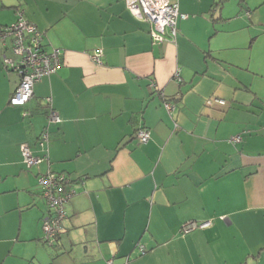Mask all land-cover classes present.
Wrapping results in <instances>:
<instances>
[{"label":"crops","instance_id":"obj_1","mask_svg":"<svg viewBox=\"0 0 264 264\" xmlns=\"http://www.w3.org/2000/svg\"><path fill=\"white\" fill-rule=\"evenodd\" d=\"M177 2L176 38L154 42L126 0H0V25L22 11L61 49L19 105L0 44V264H264V0ZM22 143L47 156L28 167ZM49 169L76 190L53 244Z\"/></svg>","mask_w":264,"mask_h":264},{"label":"built area","instance_id":"obj_2","mask_svg":"<svg viewBox=\"0 0 264 264\" xmlns=\"http://www.w3.org/2000/svg\"><path fill=\"white\" fill-rule=\"evenodd\" d=\"M128 9L138 18L144 19L150 24V34L154 42H162L169 35L175 39L177 35V22L179 18H186L187 13L182 12L177 0H126ZM11 41L12 54H4L3 61L7 68L17 70L20 74L19 84L11 97V103L24 105L34 94V84L44 75L55 72L61 65V49L45 48L42 41V32L35 23L23 16L19 12L16 21L0 25V44L6 45L7 40ZM103 54L101 48L92 53L95 61L100 62ZM177 79H181L180 70L175 73ZM51 101L50 97H46ZM215 101L224 103L225 100L219 97ZM213 99H208L211 103ZM168 108L172 107L170 102H166ZM24 114H27L25 111ZM48 121H60L57 111L50 106ZM47 129L42 133L39 143L43 146L48 138ZM137 137L141 142H147L150 138V130L142 127L137 131ZM240 135L231 138L232 141H239ZM23 160L28 167L42 162L47 153L36 155L28 143L21 144ZM39 181L43 187V196L50 205V213L43 221L44 238L50 243L55 242L58 231L62 228V221L65 217L63 204L68 201L76 192L70 185V178L64 173H57L48 170L40 175ZM208 222L197 223L188 222L183 230L189 231L198 225H206ZM143 248V245H141Z\"/></svg>","mask_w":264,"mask_h":264},{"label":"trees","instance_id":"obj_3","mask_svg":"<svg viewBox=\"0 0 264 264\" xmlns=\"http://www.w3.org/2000/svg\"><path fill=\"white\" fill-rule=\"evenodd\" d=\"M20 105V104H19ZM49 107V106H48ZM49 111H50V107L49 108H47V113H49ZM140 129V128H139ZM138 129V130H139ZM137 130V131H138ZM137 131H136V136H137ZM44 132V130L42 131V133ZM42 133L40 134V136H39V138H38V140L40 139V137H41V135H42ZM49 139H50V134L48 135V138L45 140V142H44V145H46V142H48L49 141ZM39 142V141H38ZM41 145V144H40ZM42 146V145H41ZM66 175V174H65ZM66 176H68V175H66ZM69 177V176H68ZM70 178V177H69ZM72 179L70 178V184L72 185ZM62 229V228H61ZM61 229L58 231V234H57V236H56V239H55V242H56V240H57V237L59 236V234H60V232H61Z\"/></svg>","mask_w":264,"mask_h":264},{"label":"rangeland","instance_id":"obj_4","mask_svg":"<svg viewBox=\"0 0 264 264\" xmlns=\"http://www.w3.org/2000/svg\"><path fill=\"white\" fill-rule=\"evenodd\" d=\"M260 42H262V41H260ZM263 43V47H264V42H262Z\"/></svg>","mask_w":264,"mask_h":264}]
</instances>
